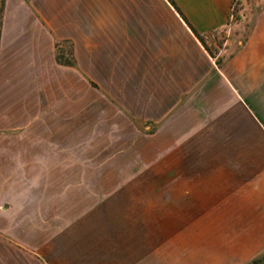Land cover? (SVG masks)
Returning a JSON list of instances; mask_svg holds the SVG:
<instances>
[{
    "label": "crops",
    "instance_id": "1",
    "mask_svg": "<svg viewBox=\"0 0 264 264\" xmlns=\"http://www.w3.org/2000/svg\"><path fill=\"white\" fill-rule=\"evenodd\" d=\"M170 1H4L0 264L114 263L111 236L96 231L98 176L128 172L96 150L98 135L168 160L152 174L179 185L198 174L208 181L218 169L210 160L264 158V0ZM230 28L235 38L217 45L214 35ZM56 44L73 67L56 61ZM221 143L263 151L209 152ZM223 171L239 190L240 172Z\"/></svg>",
    "mask_w": 264,
    "mask_h": 264
},
{
    "label": "rangeland",
    "instance_id": "2",
    "mask_svg": "<svg viewBox=\"0 0 264 264\" xmlns=\"http://www.w3.org/2000/svg\"><path fill=\"white\" fill-rule=\"evenodd\" d=\"M239 5L234 6L231 24L238 21ZM226 36L235 38L234 31L230 28L214 35L217 45H223ZM103 138L98 135L96 150L112 158L114 172H128L98 176L96 231L100 241L105 232L107 239L111 236L113 264H246L264 252L263 157L210 160L212 170H219L209 174L208 181L198 174L192 183L179 185L168 175L152 174L151 167L167 166L168 160L156 164L139 157L136 149L125 150L127 143L104 142ZM261 145L207 144L209 152L219 150L224 155L248 154L250 147L261 154ZM200 150L197 144L191 151L198 154ZM187 162L195 167L202 163L200 158ZM228 168L240 172L239 190H232L227 175L222 174ZM105 177L112 191L105 190ZM121 182H127L128 189L121 190Z\"/></svg>",
    "mask_w": 264,
    "mask_h": 264
},
{
    "label": "trees",
    "instance_id": "3",
    "mask_svg": "<svg viewBox=\"0 0 264 264\" xmlns=\"http://www.w3.org/2000/svg\"><path fill=\"white\" fill-rule=\"evenodd\" d=\"M4 1L5 0H0V28H1V20H2V15H3V10H4ZM169 2L174 7V4L170 0H169ZM193 33L196 36V38L200 41V43L203 45L205 50L209 53V55L211 57H213L211 50L209 48H207V46L204 44V41L201 38V36L198 35L195 31H193ZM56 61L61 65H65V66H69V67H73L75 65L74 60L71 57L70 51H68L67 53L62 52L61 44H56ZM217 64L219 65V62H217ZM262 262H264V256L252 261L250 264H259Z\"/></svg>",
    "mask_w": 264,
    "mask_h": 264
},
{
    "label": "built area",
    "instance_id": "4",
    "mask_svg": "<svg viewBox=\"0 0 264 264\" xmlns=\"http://www.w3.org/2000/svg\"><path fill=\"white\" fill-rule=\"evenodd\" d=\"M241 1H243V0H237V2H241Z\"/></svg>",
    "mask_w": 264,
    "mask_h": 264
}]
</instances>
